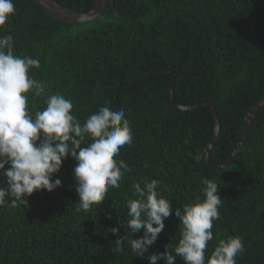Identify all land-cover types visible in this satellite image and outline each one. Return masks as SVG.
<instances>
[{
  "label": "trees",
  "instance_id": "trees-1",
  "mask_svg": "<svg viewBox=\"0 0 264 264\" xmlns=\"http://www.w3.org/2000/svg\"><path fill=\"white\" fill-rule=\"evenodd\" d=\"M56 1L81 12L93 5V0ZM14 3L0 36L12 35L14 55L39 60L28 76L45 86L39 97L34 89L24 94L28 115L34 119L53 94L72 101L81 125L101 107L123 108L132 143L114 156L118 166L120 160L128 165L121 169L120 187H109L105 200L88 211H76L71 157L53 174L61 186L34 191L15 207L0 206V264H149L152 253L167 249L175 255L182 225L174 212L143 257L131 252L128 241L143 229L133 236L127 230L126 201L136 198L134 182L157 179L160 196L182 209L203 198V178L219 185L222 201L205 261L220 239L239 236L244 251L236 264H264V104L239 152L226 166L213 168L201 155L213 117L205 107H174L167 73L176 71L178 102L207 100L215 107L220 131L209 157L223 162L247 109L264 95V0H109L98 18L78 25L51 17L32 0ZM111 227L119 229L123 253L112 251ZM175 264L185 262L177 257Z\"/></svg>",
  "mask_w": 264,
  "mask_h": 264
},
{
  "label": "clouds",
  "instance_id": "clouds-1",
  "mask_svg": "<svg viewBox=\"0 0 264 264\" xmlns=\"http://www.w3.org/2000/svg\"><path fill=\"white\" fill-rule=\"evenodd\" d=\"M14 13V0H0V27ZM12 40L10 33L0 36V173L6 178V186L0 187V206L15 207L17 201L26 200L34 191L51 192L61 186L59 178L52 179L53 174L64 159L71 157L76 161L72 171L78 194L76 211H88L105 200L109 187H120L121 169L128 167L123 160L119 166L114 160L121 147L132 143L124 109L101 107L81 125L71 112L72 101L53 94L47 96L46 108L31 118L24 94L30 89L37 97L45 94L44 84L28 76L29 68H39L40 62L14 55ZM86 136L90 143H85ZM160 184L157 179L133 184L136 198L126 201L125 223L132 236L141 229L143 235L128 241L131 252L143 257L163 231L164 220L174 212L182 225L175 255L167 249L152 253L147 257L149 264H157L160 259L175 264L177 257L185 264H236L235 258L244 251L239 236L220 239L205 261L207 242L213 239V220L219 219L218 206L222 203L219 185L203 178V198L198 196L174 210L170 200L158 193ZM110 231L116 235L112 251L123 253L119 229L111 227Z\"/></svg>",
  "mask_w": 264,
  "mask_h": 264
},
{
  "label": "water",
  "instance_id": "water-1",
  "mask_svg": "<svg viewBox=\"0 0 264 264\" xmlns=\"http://www.w3.org/2000/svg\"><path fill=\"white\" fill-rule=\"evenodd\" d=\"M35 4L39 5L47 14H49L51 17L61 21L65 22L67 24H74L78 25L81 23L92 21L96 18H98L105 10L108 1L109 0H93V5L91 9L88 11H77L74 9H71L67 6L62 5L60 2L56 0H32ZM167 73H170L172 75V78L170 79V87H169V99L170 102L174 107L180 110H187L191 108L196 107H205L207 108L212 117H213V128L211 130V135L205 144L203 150H202V158L205 160V162L213 167V168H221L227 165L229 160L234 157L240 150L244 138L248 132V129L254 119V116L256 115V112L258 109L264 104V95L260 96L246 111L242 124H241V131L239 133V137L236 141V144L234 145V148L230 155L221 163H214L209 157L211 148L216 142V139L219 135L220 131V120L217 114V111L215 107L207 100H200L191 104H182L176 100L174 97V84H175V75L176 71L168 70ZM166 75L160 76V78H165Z\"/></svg>",
  "mask_w": 264,
  "mask_h": 264
}]
</instances>
